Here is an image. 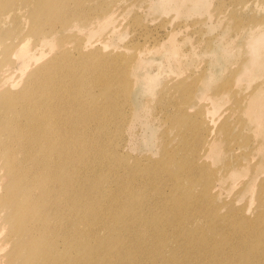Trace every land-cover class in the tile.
Wrapping results in <instances>:
<instances>
[{
    "label": "rangeland",
    "instance_id": "obj_1",
    "mask_svg": "<svg viewBox=\"0 0 264 264\" xmlns=\"http://www.w3.org/2000/svg\"><path fill=\"white\" fill-rule=\"evenodd\" d=\"M74 1H0V264H264V0Z\"/></svg>",
    "mask_w": 264,
    "mask_h": 264
},
{
    "label": "bare ground",
    "instance_id": "obj_2",
    "mask_svg": "<svg viewBox=\"0 0 264 264\" xmlns=\"http://www.w3.org/2000/svg\"><path fill=\"white\" fill-rule=\"evenodd\" d=\"M3 4V8L6 7L5 4H10L13 0H0ZM17 1V0H16ZM75 4V6H78L79 8H81L83 6V3H78V1H74L72 0ZM94 0H89V3H92ZM24 3H27V5L31 6V13H32V17H34V19H38L39 17H41L43 15V13H50L52 14L55 10L56 11H62V9H64V11H66V0H24ZM9 6V5H8ZM102 7V6H101ZM105 12V11H104ZM65 14V12L63 13V15ZM54 16V15H53ZM44 23V21H40L37 25L40 26ZM264 40V35L260 36V38L258 40H256L255 42H252L251 47H250V51H252V53H255L256 55H260V47L262 46V41ZM27 47L24 45L20 51L18 57H21V53H25L27 52ZM264 56V54H263ZM28 67V64H23L22 68L26 69ZM42 77V70L40 72H37L34 76V79L32 80V83H34L37 78L40 80ZM89 81L90 84L95 82V79H91V78H83L80 82H82L83 84L86 83V81ZM47 82H50V80H47ZM30 86L33 87V89L35 88L36 84H31V81L29 82ZM32 89V90H33ZM112 88H111V84L104 82V84H102L101 87V91L102 92H107L108 94H110ZM5 101H8L9 104L11 106H13L15 104V100L10 99V98H6ZM20 121L16 120L14 122H12V130L13 132H16L18 130L19 133H24L26 138V142L25 143H20V149L22 150L23 153H25L27 150L34 148L35 151H37V153L40 155V162L42 164H35L33 168L35 169H42L45 168L44 170L47 172L48 177H52L54 174V170L55 168L51 167L53 166L54 162L52 161V159L50 158L49 161H47V155L49 154L50 150H49V146H50V140L47 136L48 134V130L47 131H40L38 125L35 124L34 120H32L30 123H28L26 126H22L19 124ZM47 124V123H46ZM59 164V163H58ZM11 174L13 175V180H12V184H14L15 179L18 178L19 174H18V170L12 166L10 168ZM12 179V178H11ZM68 181V179H64V182ZM19 184V182H16V184ZM36 184V183H35ZM20 187V186H18ZM21 189V187H20ZM58 214V213H56ZM79 218V211L75 214V216L73 217V221L70 217V223L72 221L73 225L75 220H78ZM74 227V226H73ZM72 227V228H73ZM72 228L70 229V227L67 229L68 231H72ZM52 230H54L57 234H63L65 233L64 231L58 229V227L53 228ZM74 233H77L74 231ZM74 237V235H73ZM75 237H78V235L75 234ZM74 244L75 242L78 244H83L82 247H87L88 249L90 247H88L86 244H84L86 242L85 239H83V237H78L77 239H73ZM118 240H115L114 242L117 243ZM102 247H107L106 245H102ZM38 248H45L43 245H38ZM92 250V249H90ZM43 254H42V258H44L47 255V251L46 250H42Z\"/></svg>",
    "mask_w": 264,
    "mask_h": 264
}]
</instances>
